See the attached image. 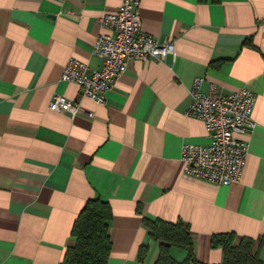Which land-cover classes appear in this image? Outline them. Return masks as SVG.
Masks as SVG:
<instances>
[{"label":"crops","instance_id":"obj_1","mask_svg":"<svg viewBox=\"0 0 264 264\" xmlns=\"http://www.w3.org/2000/svg\"><path fill=\"white\" fill-rule=\"evenodd\" d=\"M119 5L0 0V264H61L79 213L96 198L113 213L109 264H155L159 243L144 219L182 222L205 264L222 262L211 240L225 234L235 245L253 240L264 262V0H142L143 32L176 55L131 60L101 106L61 73L70 58L101 66L92 54L105 33L99 18ZM197 77L204 93L215 84L257 96V128L241 137L250 145L242 177L228 186L183 174L182 144L210 142L183 113ZM54 95L79 104V114L50 111Z\"/></svg>","mask_w":264,"mask_h":264},{"label":"built area","instance_id":"obj_2","mask_svg":"<svg viewBox=\"0 0 264 264\" xmlns=\"http://www.w3.org/2000/svg\"><path fill=\"white\" fill-rule=\"evenodd\" d=\"M142 0H120L112 13L99 18L105 33L97 36L92 54L101 66L70 58L61 73V81L75 83L82 97L97 105H106V94L124 75L131 60L162 62L170 54L176 55L172 43H159L142 30L140 8ZM205 79H194L189 90L191 101L186 117L203 123L210 142L206 145L184 143L181 146L183 174L217 186H228L241 180L249 142L241 139L257 128L253 112L257 96L246 88L222 94L215 84L202 92ZM52 112L74 117L80 105L61 95H54L49 103ZM92 116V114H89Z\"/></svg>","mask_w":264,"mask_h":264},{"label":"trees","instance_id":"obj_3","mask_svg":"<svg viewBox=\"0 0 264 264\" xmlns=\"http://www.w3.org/2000/svg\"><path fill=\"white\" fill-rule=\"evenodd\" d=\"M112 216V209L107 202L98 198L89 200L79 213L71 232L75 243L66 250L61 264H109ZM144 224L151 240L159 243L155 264H205L198 260L193 239L182 222L144 219ZM234 242L233 234L213 236L212 246L222 250L220 264H264L259 255L260 248L255 250L253 240L245 238L238 245ZM172 248L185 252V258L182 261L173 258ZM148 250V247L140 248V262L145 260Z\"/></svg>","mask_w":264,"mask_h":264},{"label":"rangeland","instance_id":"obj_4","mask_svg":"<svg viewBox=\"0 0 264 264\" xmlns=\"http://www.w3.org/2000/svg\"><path fill=\"white\" fill-rule=\"evenodd\" d=\"M181 252H179L178 250H174L173 251V256L175 257V259H177L178 261H182V256L180 255Z\"/></svg>","mask_w":264,"mask_h":264}]
</instances>
